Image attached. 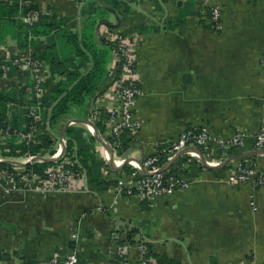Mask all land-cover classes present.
Masks as SVG:
<instances>
[{"label": "crops", "instance_id": "obj_1", "mask_svg": "<svg viewBox=\"0 0 264 264\" xmlns=\"http://www.w3.org/2000/svg\"><path fill=\"white\" fill-rule=\"evenodd\" d=\"M115 1L119 4L114 0L37 3L45 14L56 17L55 22L74 32L93 23L95 40L114 30L135 43L142 89L133 112L141 126L135 140L129 139L123 157L150 155L190 128L205 127L213 137L225 139L241 132L245 144L227 157L211 148L203 152L214 161L223 160L212 166L204 165L200 155H187L183 175L190 184L147 203L115 188L99 192L78 178L70 190L43 191L39 176L30 180L0 176V264H39L55 254H67L75 245L78 264H134L138 259L135 244L140 240L150 245L157 264L161 258L165 264H264V186L230 181L231 169L240 159L251 160L263 171L264 154L220 165L257 150L254 136L264 126V0H212L221 6L219 30L207 25L213 22L210 10L201 8L204 0ZM39 39L41 44L21 49L8 37L0 46V56H34L48 46L46 36ZM108 69L102 93L86 105L85 119L90 120L96 99L110 95L116 73L113 52ZM29 82L33 88H27ZM17 85L29 96L37 93L29 71L0 76V89ZM50 90L44 86L42 96L36 94L39 104ZM73 119L82 118L68 116L65 126ZM69 125L85 127L74 121ZM43 133L55 137L53 152L65 135L48 128ZM95 138V151L102 158L105 146ZM10 141L22 144V135L5 136L1 131L0 161L24 168L20 163L25 161L16 158L27 154L8 155ZM52 153L44 157L52 158ZM68 160L64 153L53 162ZM105 162V179L132 180L123 171L126 164L116 165L122 167L118 170ZM13 184L16 188L7 192ZM74 231L77 239L72 238ZM114 232L121 241L131 243L126 262L117 253Z\"/></svg>", "mask_w": 264, "mask_h": 264}, {"label": "built area", "instance_id": "obj_2", "mask_svg": "<svg viewBox=\"0 0 264 264\" xmlns=\"http://www.w3.org/2000/svg\"><path fill=\"white\" fill-rule=\"evenodd\" d=\"M201 8L205 12L207 11L206 9L210 10V16L214 24L213 27L219 30L222 27L221 6L212 0H204V4H202ZM43 14L45 13L41 10H31L27 12L23 19L27 24L33 25L39 21L40 16ZM105 33V37L114 42L112 52L115 69L117 70V68H119V74L117 78L114 77L115 79L109 90L110 95L100 96L95 100L90 120L96 126L99 122L105 126L104 133L100 131V136L113 148L115 161L116 158H122L119 165H122L126 159H130L127 164L132 166L133 172L128 175L132 177V180L130 182L124 181L122 180L123 176L116 179L118 182V186L115 187L117 192L128 195L136 194L143 200L146 199L151 201L157 196L170 194L177 188H184L190 184V180H188L185 175L180 173L179 170H175L177 169L175 167L176 163L171 166L169 165L182 150L188 147H196L202 150V152H206L211 148L213 151L221 150L223 156L227 157L231 150H240L244 146L245 135L241 132H236L226 139L215 138L205 127H200L184 130L178 138L171 142L166 148H158L150 155L143 157L142 164L139 163V158L135 157L132 153L127 155V157L120 155L119 157H115L117 146L120 145L121 136L127 132V137L130 140H135L138 130L140 129V122L134 116L133 105L141 94L142 87H139L141 81L137 70L135 43L124 34L115 32L114 30H107ZM4 58L17 66L18 70L31 72L36 83L35 88L37 95L38 97L42 96L44 85L51 76L50 67L43 60L34 56L17 55L13 58V56L6 54ZM9 67L8 63L2 65L3 76H7ZM29 112L33 117L32 122L27 126L26 131L18 133L22 135L23 142L26 145L40 144V134L43 133V130L40 128L42 120L39 114V107H30ZM85 125H87V130L94 135L95 128L90 124ZM3 132L5 136L12 135L9 127ZM254 139L256 148L264 149V126L255 134ZM66 147L67 139L63 135L60 137V142L50 157L57 159L62 158L66 151ZM104 153L105 157H107L106 154L108 150L106 148ZM185 155L200 157L199 154L194 151H188ZM26 157L27 159L24 160L25 162L43 160L40 156L30 153H28ZM163 157L165 159L164 161H162ZM222 161L223 160L215 158V161L209 162L221 163ZM68 162L70 161H63L49 166L45 170L43 177L24 173L25 169H20L19 167H14L12 172L0 169V176L15 177L20 175L25 180H30L33 176H39V189L43 191L47 189L70 190L76 178H78L82 184H87L86 174L82 171L75 173L65 166V163ZM143 169H145L147 173H144ZM173 170L175 174H170ZM231 172L230 181L233 183L237 182L243 184L251 182L255 188L264 186V170L260 171L251 160H238L232 167ZM15 188L16 185L13 184L11 188L7 189V192ZM125 189L127 192L123 193ZM77 237L78 234L74 231L72 233V238L77 239ZM113 238L118 241L117 253L120 259L126 262V254L131 248V243L128 241H121L117 232H114ZM135 245L138 250V259L134 264H157V260L154 258L146 242L140 240L137 241ZM78 261L79 249L75 245L67 254L63 256L55 254L49 260L40 262L39 264H78Z\"/></svg>", "mask_w": 264, "mask_h": 264}, {"label": "trees", "instance_id": "obj_3", "mask_svg": "<svg viewBox=\"0 0 264 264\" xmlns=\"http://www.w3.org/2000/svg\"><path fill=\"white\" fill-rule=\"evenodd\" d=\"M114 4L118 5L119 3L114 0ZM31 10H40L37 0H2L0 2V46L6 42L8 37H12L17 41L18 46L24 49L28 45L41 44L42 40L39 38L46 36L48 46L37 52L34 57L44 60L49 65L51 76L44 86L45 88L51 87V90L39 104L37 93L29 96L26 92L21 91L18 85L8 90L0 89V133L8 127L12 135L26 131L27 126L33 120L29 112L30 107L38 106L42 130L48 128L56 135H61L65 131L64 136L67 139L65 156L70 161L65 163V166L75 173L84 172L89 184L99 192L115 188L118 186L116 180H107L103 177L102 170L107 167V164L95 151V136L83 126L69 125L66 127L64 122L68 116L83 118L88 101L96 93H102L101 85L110 73L108 65L111 61L114 42L106 37L95 40L93 23H88L87 27L79 33L68 29L58 21L55 22V16L43 14L37 23L29 25L23 17ZM207 25L213 27L214 24ZM5 63L10 66L7 75L20 74L21 71L17 66L0 56V76H3L2 65ZM118 74L119 68H117L114 77L117 78ZM28 86L33 88L32 82L27 84V88ZM139 87L142 86L139 84ZM47 122L48 124H46ZM23 125H25L24 128ZM97 127L101 133H104L105 126L101 122L97 124ZM127 135L128 133L125 132L121 136L120 145L117 146V154L120 156H125L130 147ZM40 139V144L30 145H26L24 142L15 144L10 141L8 145L11 152L8 155L30 153L44 157L47 153H52L55 137L42 133ZM215 152L223 153L221 150ZM235 152V150H231L229 154ZM188 158L187 155L182 156L176 162L177 169L175 170H179L182 174L186 173L187 169L184 166ZM164 160L163 157L162 161ZM54 164L57 163L47 160L31 161L23 165L24 173L43 177L45 170ZM0 169L12 172L14 165L10 162L0 161ZM123 171L130 174L133 172V168L126 164ZM170 174H175L174 170ZM126 192V189L123 190V193ZM143 201L148 202L146 199ZM148 246L152 253L150 245ZM158 264H165L163 258L158 260Z\"/></svg>", "mask_w": 264, "mask_h": 264}, {"label": "water", "instance_id": "obj_4", "mask_svg": "<svg viewBox=\"0 0 264 264\" xmlns=\"http://www.w3.org/2000/svg\"><path fill=\"white\" fill-rule=\"evenodd\" d=\"M71 121H74V122H77V123H85V124H90V125H92V126L95 128V134H94V135L97 137V139L99 140V142H101V143L105 146V148L108 150L109 154L111 155V159L109 160L110 165H111L112 167L118 169V170L122 168V167H117V166H116V164H115V158H114V150H113V148H112L109 144H107V143L102 139V137L100 136V132H99L97 126H96L91 120H88V119H85V118H82V119H73V120H70V121L67 122L66 127L69 125V123H70ZM65 129H66V128H65ZM64 133H65V131L63 132V134H64ZM63 151H64V149H63ZM188 151H194V152H197V153L201 156V160H202V162H203L204 165H206V166H212V165L210 164V162L205 158V156H204L202 150H200L199 148H196V147H188V148L182 150V151H181V152L175 157V159L172 160V161L169 163V165L171 166V165L175 164V163L180 159V157H182L183 155H185ZM255 154H264V149H257V150H255L254 152L235 155V156H233L232 158L227 159L225 162H223V164H220V165L224 166L225 164H227V163H228L230 160H232V159L244 158V157H246V156H249V155H255ZM40 158L43 159V160L51 161V162H53L54 160L57 159V158H45V157H40ZM5 161H6V162H11V161H9V160H5ZM129 161H130V159H126L125 162L122 164V166H124L125 164H127ZM138 161H139L140 164H142V158H139ZM28 162H31V161H28ZM28 162L20 163V164L24 165V164H26V163H28ZM18 163H19V162H18ZM143 172H144V173H147V171H146L145 169H143Z\"/></svg>", "mask_w": 264, "mask_h": 264}, {"label": "rangeland", "instance_id": "obj_5", "mask_svg": "<svg viewBox=\"0 0 264 264\" xmlns=\"http://www.w3.org/2000/svg\"><path fill=\"white\" fill-rule=\"evenodd\" d=\"M84 126H86V128H87V125H84ZM88 129V128H87ZM117 153V152H116ZM100 154V153H99ZM117 157H119V155L117 154ZM22 158V159H21ZM102 158L105 160V161H107L106 160V157L104 156V155H102ZM206 158L210 161V162H213L214 161V158H212L211 156H206ZM16 159H18L20 162H23L24 160H26L27 159V157L26 156H22V157H20V158H16Z\"/></svg>", "mask_w": 264, "mask_h": 264}, {"label": "bare ground", "instance_id": "obj_6", "mask_svg": "<svg viewBox=\"0 0 264 264\" xmlns=\"http://www.w3.org/2000/svg\"><path fill=\"white\" fill-rule=\"evenodd\" d=\"M106 156H107V157H106V160L109 161V160L111 159V155L109 154V152L106 154ZM121 159H122V158H116L115 164H116V165H119L120 162H121Z\"/></svg>", "mask_w": 264, "mask_h": 264}]
</instances>
